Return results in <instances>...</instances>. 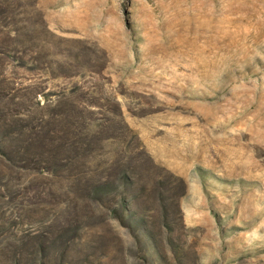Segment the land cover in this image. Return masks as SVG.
Segmentation results:
<instances>
[{
    "label": "rangeland",
    "instance_id": "obj_1",
    "mask_svg": "<svg viewBox=\"0 0 264 264\" xmlns=\"http://www.w3.org/2000/svg\"><path fill=\"white\" fill-rule=\"evenodd\" d=\"M7 203L44 264H264V0H0Z\"/></svg>",
    "mask_w": 264,
    "mask_h": 264
},
{
    "label": "trees",
    "instance_id": "obj_2",
    "mask_svg": "<svg viewBox=\"0 0 264 264\" xmlns=\"http://www.w3.org/2000/svg\"><path fill=\"white\" fill-rule=\"evenodd\" d=\"M27 113H24L22 118H26ZM4 123L9 119L6 117L2 119ZM22 120V119H21ZM46 122L47 120L43 119L42 122L37 124L36 126L31 125H21L20 129H14L11 131V139L15 140H24L22 144L19 145V149L22 152H31V154L34 155V153L41 155L42 159H45V156H59L61 152L66 148H71V142L73 143L75 140H71V142L66 145L63 143V140L61 139L59 135L58 128H55L54 130H49L46 128ZM9 142H12V140H7ZM56 158V157H55ZM45 160H42L44 162ZM41 164V163H40ZM28 168V165H25V168ZM13 210V212L16 213V217L14 213H11L10 215L7 214V211H3V213H0V233L1 236H6L7 239H12L13 242H8L7 244L10 247H13V249L16 251L15 256L12 258V261L14 264H23L24 263V256L31 255L33 257L31 264H44L38 256L41 254L42 251V245L43 243L40 241L38 244L30 247L28 249V246L31 245L32 239H34L36 236L31 235L30 233L27 234V231H24L20 235L17 233L16 228L18 226H22L25 222H28L29 215L25 211V207L23 206V209L18 207L19 205H11L10 203H7ZM3 210V208L1 209ZM18 210V211H16ZM22 210V211H20ZM10 213V212H9Z\"/></svg>",
    "mask_w": 264,
    "mask_h": 264
}]
</instances>
